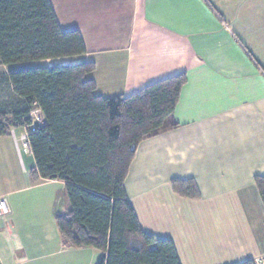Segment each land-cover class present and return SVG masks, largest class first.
Returning <instances> with one entry per match:
<instances>
[{"label": "crops", "instance_id": "crops-1", "mask_svg": "<svg viewBox=\"0 0 264 264\" xmlns=\"http://www.w3.org/2000/svg\"><path fill=\"white\" fill-rule=\"evenodd\" d=\"M61 28L81 32L103 97L131 95L185 72L179 124L140 143L125 181L145 232L171 239L182 264L264 256V0H51ZM68 62V61H66ZM64 64V63H63ZM32 151L0 137L1 264H98L106 252L63 241L66 184L33 179ZM172 179H194L199 198Z\"/></svg>", "mask_w": 264, "mask_h": 264}, {"label": "trees", "instance_id": "trees-1", "mask_svg": "<svg viewBox=\"0 0 264 264\" xmlns=\"http://www.w3.org/2000/svg\"><path fill=\"white\" fill-rule=\"evenodd\" d=\"M87 54L78 29L63 30L51 0H0V137L30 126L33 179L66 184L70 209L56 217L67 246L106 252L98 264H182L175 243L145 232L125 181L141 142L174 120L187 74L151 83L131 95L103 97L87 76L94 61L35 64ZM255 182L264 202V176ZM182 197L199 198L194 179H172ZM240 264H255L246 260Z\"/></svg>", "mask_w": 264, "mask_h": 264}, {"label": "built area", "instance_id": "built-area-1", "mask_svg": "<svg viewBox=\"0 0 264 264\" xmlns=\"http://www.w3.org/2000/svg\"><path fill=\"white\" fill-rule=\"evenodd\" d=\"M33 115H35V120L30 124V128H34L38 123L42 122V119L40 118L38 114V110L33 112ZM28 126H25L23 128L19 129H12L11 135L14 137L16 145L18 150L21 149L25 151H32L31 145L29 142V128ZM10 213V207L8 204V201L5 197L0 196V219L6 217ZM1 264V263H0ZM255 264H264V256H261L255 260Z\"/></svg>", "mask_w": 264, "mask_h": 264}, {"label": "rangeland", "instance_id": "rangeland-1", "mask_svg": "<svg viewBox=\"0 0 264 264\" xmlns=\"http://www.w3.org/2000/svg\"><path fill=\"white\" fill-rule=\"evenodd\" d=\"M68 61V62H66ZM70 61H72L71 59H55V60H49V61H45V62H38V63H33V65L35 64H47V65H52V64H58V63H69ZM31 66V62H24V63H18V64H13V65H0V71H8L9 69L12 68H23V67H28Z\"/></svg>", "mask_w": 264, "mask_h": 264}]
</instances>
